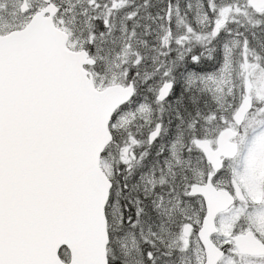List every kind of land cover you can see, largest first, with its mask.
<instances>
[{
  "label": "snow or ice",
  "instance_id": "1",
  "mask_svg": "<svg viewBox=\"0 0 264 264\" xmlns=\"http://www.w3.org/2000/svg\"><path fill=\"white\" fill-rule=\"evenodd\" d=\"M0 264H264V0H0Z\"/></svg>",
  "mask_w": 264,
  "mask_h": 264
}]
</instances>
